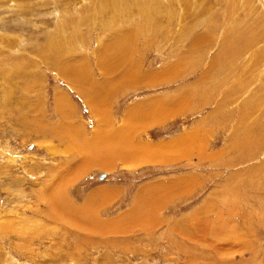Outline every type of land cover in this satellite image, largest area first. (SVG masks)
Listing matches in <instances>:
<instances>
[{
    "label": "rangeland",
    "instance_id": "obj_1",
    "mask_svg": "<svg viewBox=\"0 0 264 264\" xmlns=\"http://www.w3.org/2000/svg\"><path fill=\"white\" fill-rule=\"evenodd\" d=\"M126 39L136 74L104 77L97 55ZM81 61L74 84L61 72ZM104 79L108 126L84 95ZM155 100L173 116L142 121ZM127 124L187 154L69 179L108 232L52 220L44 192ZM0 264H264V0H0Z\"/></svg>",
    "mask_w": 264,
    "mask_h": 264
},
{
    "label": "bare ground",
    "instance_id": "obj_2",
    "mask_svg": "<svg viewBox=\"0 0 264 264\" xmlns=\"http://www.w3.org/2000/svg\"><path fill=\"white\" fill-rule=\"evenodd\" d=\"M124 38H127V37H124ZM129 41H127V39H126V41H121L118 45L117 44L114 45L113 44L114 42H113L112 43L113 45L111 47L108 45L110 48L105 47L106 49L103 51L101 50V53L97 55L99 68L103 71V73H105L104 77H107V74L108 75L112 74L111 76H113L115 74H117V75H135L136 74V71L135 70L133 71V69L136 67H130L129 65L125 66L126 57L131 55V53H132L129 51V46H130ZM115 42H116V40H115ZM130 50H131V48H130ZM134 56H135V54H134ZM130 60H132V59H130ZM86 63L87 62H85V61L84 62L83 61L76 62V63L74 62L73 68H69L68 66H66V69L64 67L61 74H65L66 76H68L70 81L74 82V84H79L80 83L78 80L79 76H81L82 74H91L90 73L91 69L89 68V65ZM101 76H103V75H101ZM109 78L111 79V77H109ZM114 82H116V81H114ZM88 83H89V85H87V87L85 86L86 83L83 84L85 86L84 87V91H85L84 95L86 94V95H89V97H90V95H92L93 91H96L95 94H93V96L90 97V99L89 98L88 99L92 103L91 104L92 110L94 111V113H96V115L100 116V121H101V119L104 118L103 114L101 116V113H102L103 109L106 108L105 107L107 104L106 100H110L109 98L111 97L112 93L115 92L116 88L113 86V84H111L112 86L111 85L109 86V83L106 82L105 79L103 80V82H100V83L92 82V80L89 81ZM109 87H110V89L106 90V88H109ZM104 89L106 90V92H104L105 91ZM170 104L171 103H168L167 105H170ZM165 105H166L165 103H163L162 101L158 102V100H155V102L152 101L149 106H148V104H145L141 109V112L142 111L145 112L143 115H141L142 121L146 120L148 118H152V121H157V119L160 118V120L162 121L161 118L174 114L176 109L173 107L169 108ZM146 108H148V109H146ZM150 108H152L153 110L152 109L150 110ZM167 110H169V111H167ZM134 115H137V114L134 112ZM106 117H107V115H106ZM105 121H106V118L103 119V122H105ZM105 123L108 126V121H106ZM123 127H124V128H122L123 130H120L119 132L114 133L113 135H106V134L105 135H99L100 133L99 134L97 133L96 137H94L90 142H88L90 145L80 146L81 150H79V152L85 153V154H83V157L84 156L85 157L81 158V160H80V165H78L77 168L73 167L71 169V171H69V172H67V171L61 172L56 177L58 179V184L55 187L52 186V188H50V189L48 188V190H46L44 192L43 197L45 200L48 201V205L50 206V212H51L50 218L52 220L57 217V216L53 217L55 213L59 214L58 217L61 219H64V220H73V221H79V222H81L80 220H82V221L83 220H90L91 221V223H90V229L91 230L97 229L99 231L105 230L106 232H108V230H110V229L112 230L114 228L113 224L111 225V227L105 226L102 229L101 227L104 226L105 223L98 221L97 216L95 218L94 216L90 215L92 210L94 209V202L90 201V203H88L87 206H84L83 208H79V209L72 208V206L69 204V202H68L69 200L67 201L65 192H62L64 187L69 182V179H70V181H73V179H75L76 176H79L80 173H82L84 170H86L90 167H93V166H95V167L100 166L102 168H107L109 166L113 167V164L116 161H119V162H122L123 164H126L127 167L129 168V166H133L135 164L137 165V163L139 161L140 162L144 161V160H147V161L150 160L153 162L160 161V160L167 161L166 159H168V158H174V157L176 158L177 156H181V155L184 156L185 154H187V153L183 152L182 149H179L180 147L183 146L182 144H180V142H177L174 148H172V147L169 148L166 146V149H164L165 146H163V147L158 146V148H157L154 146L143 144L142 142H140L139 144H134V142H132L133 137H129L131 134V132L128 131V129H130L129 125L127 124V126L124 125ZM74 139H76V138L74 137ZM122 139L124 141L125 140H128V141L124 142ZM119 141H120V143H119ZM84 142H86V141H84ZM72 143H74V142H72ZM184 144L186 147V145H187L186 141H184ZM188 144L190 146V143H188ZM159 148H161V149L163 148L164 150L160 151ZM148 163H149V161H148ZM70 173H72V175ZM57 179H56V183H57ZM185 185H186V183H185ZM185 185H183V183L179 184V182H178L174 186V189H175V191L179 190V192L183 193L186 190V189H184ZM189 185H190V183H188V186ZM151 191H153V189ZM147 192H145V191L141 192L140 196L145 195ZM146 197H147V195L145 196V198ZM146 207H147V205L143 209L146 210ZM141 209L142 208H140V210ZM146 213H147V211H146ZM142 214H144V213L142 212ZM145 218L147 219L148 216H145V217L140 216L138 219L146 220ZM147 223L148 222H146L145 225L150 224V222L148 224ZM217 236H220V235L218 234Z\"/></svg>",
    "mask_w": 264,
    "mask_h": 264
},
{
    "label": "water",
    "instance_id": "obj_3",
    "mask_svg": "<svg viewBox=\"0 0 264 264\" xmlns=\"http://www.w3.org/2000/svg\"><path fill=\"white\" fill-rule=\"evenodd\" d=\"M105 177V175H102L101 178L103 179Z\"/></svg>",
    "mask_w": 264,
    "mask_h": 264
}]
</instances>
